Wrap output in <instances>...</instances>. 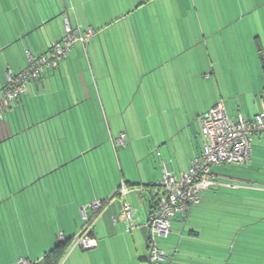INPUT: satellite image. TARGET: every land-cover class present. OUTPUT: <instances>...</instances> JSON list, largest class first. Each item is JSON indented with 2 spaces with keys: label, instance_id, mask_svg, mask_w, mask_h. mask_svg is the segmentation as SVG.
Returning <instances> with one entry per match:
<instances>
[{
  "label": "crops",
  "instance_id": "1",
  "mask_svg": "<svg viewBox=\"0 0 264 264\" xmlns=\"http://www.w3.org/2000/svg\"><path fill=\"white\" fill-rule=\"evenodd\" d=\"M72 1L0 0V89L6 83L4 63L6 72L16 73L27 65L23 58L27 51L45 54L63 38L59 29L65 14L77 11L74 25L99 29L103 39L111 25H117L108 36L107 48L102 45L100 67L90 64L92 75L97 79L99 74L100 81L90 82L88 68L80 56L76 60L82 49L71 50L58 68L29 83L28 91L0 122V145L7 156L18 149L31 159L25 172L19 173L20 182L6 191L10 202L21 196V209L0 211V264L39 263L59 240H74L82 230L83 225L78 231L68 225L46 243V194L26 191L38 181L44 184L52 170L62 166V139H75L80 131L74 122L62 134L55 121L83 103L79 113L88 121L85 131L87 127L92 131L93 119L98 137L101 130L114 134L116 126L121 129L120 114L123 119L135 118L139 110L146 114L151 128L145 136L150 139L139 150L151 160L125 166L118 156L120 179L99 189L92 201L82 199L86 216L94 218L92 231L98 246L84 249L73 242L60 264H152L147 237L156 194L151 186L165 171L180 176L190 160L201 155L202 113L218 104L233 119H250L264 111V0ZM146 7L149 12L143 18L135 16ZM88 146L67 150L81 157L92 150L91 142ZM213 169L221 184L203 192L200 204L186 219L175 220H187L183 231L188 228V238L197 241L175 242L174 235L170 237L174 241H168L169 235L164 242L156 241L158 247L170 264H264V244L241 235L247 225L264 221V133L253 135L250 161ZM121 183L129 188L126 194L119 191ZM57 199L53 194L47 197ZM106 199L110 200L100 206ZM207 200H222L225 205L211 213L202 209ZM124 202L135 209L133 227L121 216ZM246 216L254 220L246 221ZM70 219L77 225L76 217ZM201 236L205 242H199Z\"/></svg>",
  "mask_w": 264,
  "mask_h": 264
},
{
  "label": "rangeland",
  "instance_id": "2",
  "mask_svg": "<svg viewBox=\"0 0 264 264\" xmlns=\"http://www.w3.org/2000/svg\"><path fill=\"white\" fill-rule=\"evenodd\" d=\"M47 1V0H46ZM123 2V4H129L133 0H120V2ZM136 1V0H135ZM61 4H74L72 0H61ZM193 0H188L185 2H182V4H191ZM156 4H161V2L157 1ZM169 4V3H168ZM69 9H71V5H69ZM74 11V10H73ZM66 12H69L66 11ZM144 12L147 14L149 12V8H145L144 10L141 9L135 16H140L143 18ZM71 20L75 21L77 14V11L69 12ZM76 13V14H75ZM190 15V14H189ZM193 15V14H192ZM190 15V17L192 16ZM63 17V15H62ZM75 17V18H74ZM59 18V17H58ZM62 28L59 29L60 34H62V37L65 35V25H64V18H62ZM72 21V24L74 25ZM60 24V23H58ZM111 25V24H110ZM60 26V25H58ZM84 27V26H82ZM105 29V27H103ZM117 25L116 23L111 25V29L106 31L103 36L106 38L103 39L102 35L100 34L99 29H95L94 27H84L85 31L91 32L90 39L83 44L81 41H78L75 45V47L72 49V51H76L77 48H81V54L75 56L76 60H79V56L84 63V65L88 68L89 71H87L86 76L90 78V82L92 81L93 84L98 79L100 81V76L97 74V79L95 76L92 75L90 70V64L91 62L96 67H100L101 58L103 57V47L106 49L109 44V37L111 34L116 32ZM92 30V31H90ZM104 32V31H103ZM97 51L96 55L93 54V50ZM89 51V53H88ZM26 52V51H25ZM25 60L28 62L27 55L24 57ZM2 61V57H0ZM81 63V62H80ZM4 76H6V64L4 63ZM26 67V65H25ZM23 66V68H25ZM22 68V69H23ZM90 72V75H89ZM91 76V77H90ZM59 79L62 82L61 76L59 75ZM64 86V85H63ZM63 88V87H62ZM95 88V85H94ZM76 106L73 110V112H68L66 115L65 113L62 114V119L59 120L56 119L55 122L58 125V128H60V132L62 134L64 131H67L70 127H74L75 123L77 124L79 136L74 138H68V137H62L61 145L65 149V152L60 153L61 159H64V162H61V167L54 168L55 170H52V173L48 175V177L45 180L44 184H41V182L38 181V184L34 186H30L26 192L29 194H39L44 193L46 194V200L44 202L46 208H45V242L51 241V236L54 234H61L60 230L62 228H65L67 230L68 225L69 227L76 226L77 231L81 229L84 222L87 220L85 213H83L82 210V204L84 201L82 199H86L88 202L92 201L91 199H95L94 193L98 192L101 188H107L109 184H111L115 178L119 177L121 175L120 165L118 156L121 157V163L125 166H127L128 162L132 165L133 163H136V161H150L151 157L146 156L145 152L141 155V152L139 149L144 148L143 145L146 146V144L149 143V137L145 136V131L149 130L151 127L149 125V120L147 119V115L141 113L140 110L138 111L137 116L134 118L132 116H125L123 119L122 115L119 116V121H117V124L121 126V129L118 128V126L115 127L114 134L108 130H101L99 132V137L96 128L94 127V120H91L92 124V135L87 127L86 130V124L88 125V121L85 122L83 120L82 116H80V111L84 110V105ZM76 115L75 118L71 117L72 114ZM69 117V120L67 118ZM75 122V123H74ZM115 124L114 121L111 122V124ZM153 121H150V124L153 125ZM159 123V122H157ZM66 129V130H65ZM119 129V130H118ZM122 134H125L123 137V141L119 140ZM121 135V136H120ZM68 140V141H67ZM90 142L93 145V148L90 152H87L80 156H75L74 152H68L67 149L73 150L75 148L81 149L85 147H89L88 145ZM126 144L124 145V143ZM15 148V147H14ZM5 147L0 145V211H10L11 209L18 208L21 209V196L18 194L17 198L18 201L16 202H10L7 198V190L12 186L19 183V175L20 171L21 173L25 172V164L26 162L30 164L31 159L26 158V154L22 153V151H16L10 152L7 156V151H5ZM133 151H136L138 154L134 155ZM128 152V153H126ZM140 152V153H139ZM73 153V154H71ZM72 155V156H71ZM75 156V159L72 157ZM129 156V157H128ZM136 157V158H135ZM145 157V158H144ZM68 158V159H67ZM68 160V162L66 161ZM70 159V160H69ZM57 165V164H56ZM87 165H90L92 167L87 168ZM94 165V166H93ZM96 165V166H95ZM229 165V168L232 167H238L242 164H226ZM18 166V167H17ZM103 166V167H102ZM261 173L264 174V169L261 170ZM16 183V184H15ZM17 187V186H15ZM43 187V188H42ZM18 193H21L18 192ZM55 195L58 197L57 200H47L48 195ZM70 194L72 197L71 199H63L65 195ZM75 194L76 200H72L73 196ZM78 199V200H77ZM211 200L205 201V204L203 205L202 209L205 211H209L212 213L213 209H222L225 205L222 200H216L212 202ZM36 204L35 201L30 202ZM30 205V207H31ZM1 215V214H0ZM8 215V214H7ZM3 217V216H1ZM74 217L77 218V225L75 224ZM210 217V216H209ZM72 218L73 222L71 223ZM5 219V217H4ZM198 219V218H196ZM246 221H253L254 218L251 217H244ZM252 219V220H250ZM31 222V217H30ZM262 222L251 224L246 226V230L241 233L242 236L247 237V239L253 241V242H262L264 244V221ZM173 231L170 233L169 239L167 237L156 235V241L157 243L164 242L168 239V241L172 240L174 241L173 237L170 238L172 235L175 236V242L183 241V242H195L197 241L196 237L188 238L189 230L188 228L183 231L184 224L183 222L174 221L173 224ZM203 235H207V233H204ZM207 236H211V234H208ZM204 236H201L199 239V242H205ZM254 248H249L247 251H253Z\"/></svg>",
  "mask_w": 264,
  "mask_h": 264
},
{
  "label": "built area",
  "instance_id": "3",
  "mask_svg": "<svg viewBox=\"0 0 264 264\" xmlns=\"http://www.w3.org/2000/svg\"><path fill=\"white\" fill-rule=\"evenodd\" d=\"M64 25L65 35L47 53L36 56L27 51L28 62L25 68L16 73L7 70L6 84L0 89V121L6 111L28 91L29 83L40 79L49 70L58 68L78 41L85 44L90 39L91 32L85 31L79 24L73 25L69 14L64 16ZM202 133L205 141L201 155L193 157L180 176L165 171L161 180L151 186L156 200L150 217V238L147 242L150 246L149 260L153 264H169L166 252L156 243V235L167 237L172 232L173 220L187 217L190 210L200 204L203 192L221 184L214 166L245 164L250 161L253 135L264 133V111L251 119L243 116L233 119L228 116L224 106L218 104L204 113ZM123 137L124 135L119 140L123 141ZM119 191L126 194L129 188L121 183ZM82 210L86 216L85 208ZM134 213V207L129 202H124L121 216L130 223V227L134 226ZM90 231L91 228L80 231L75 237L74 245L84 249L95 248L97 240ZM20 261L27 264L24 260Z\"/></svg>",
  "mask_w": 264,
  "mask_h": 264
},
{
  "label": "trees",
  "instance_id": "4",
  "mask_svg": "<svg viewBox=\"0 0 264 264\" xmlns=\"http://www.w3.org/2000/svg\"><path fill=\"white\" fill-rule=\"evenodd\" d=\"M39 56V55H38ZM67 58V57H66ZM65 58V59H66ZM210 109V108H209ZM208 109V110H209ZM207 111V110H206ZM206 111H204L203 113H202V115H201V124H202V117H203V115H204V113L206 112ZM5 116V115H4ZM251 119V118H250ZM3 120H4V118H3ZM3 120H1V121H3ZM0 121V122H1ZM202 130V129H201ZM202 135H203V133H202ZM203 137H204V135H203ZM204 139H205V137H204ZM108 200H110V199H106V200H103L102 202H101V204H100V206H102L103 207V205H105L107 202H108ZM154 208H155V200H154ZM154 211V210H153ZM191 211V210H190ZM153 213V212H152ZM152 213H151V215H152ZM96 215H97V213H96ZM150 215V216H151ZM188 215V214H187ZM134 216H135V213H134ZM87 218V220L84 222V224H83V228H82V230L84 231L85 229H88V228H91V231H90V234L92 235V237H94L93 236V231H92V225H93V221H94V218H91L90 216H88V217H86ZM180 219H186V216H184V218H182V217H179ZM125 219V218H124ZM176 219H178V218H176ZM175 219V220H176ZM175 220H173V222H172V231H173V224H174V221ZM127 221V220H126ZM128 222V221H127ZM181 222H184L185 224H186V222H187V220H186V222L183 220V221H181ZM183 223V224H184ZM128 225H130V223L128 222ZM133 225H134V219H133ZM81 230V231H82ZM172 233V232H171ZM170 235V234H169ZM168 235V236H169ZM167 236V237H168ZM95 238V237H94ZM150 238V233L148 234V237H147V241H148V239ZM96 239V238H95ZM75 240V239H74ZM74 240H59L58 241V243L51 249V250H49L48 252H46V254H45V256H44V258H43V260L42 261H40L39 263H36V264H60L62 261H63V259L65 258V256H66V254H67V252H68V250H69V248H70V246H71V244L74 242ZM148 244V243H147ZM97 246H98V244H97ZM148 247H149V250H150V246H149V244H148ZM93 249V248H92ZM150 261V260H149ZM152 263V262H151ZM153 264V263H152ZM170 264V263H169Z\"/></svg>",
  "mask_w": 264,
  "mask_h": 264
},
{
  "label": "flooded vegetation",
  "instance_id": "5",
  "mask_svg": "<svg viewBox=\"0 0 264 264\" xmlns=\"http://www.w3.org/2000/svg\"><path fill=\"white\" fill-rule=\"evenodd\" d=\"M6 84V83H5ZM5 86V85H4Z\"/></svg>",
  "mask_w": 264,
  "mask_h": 264
}]
</instances>
